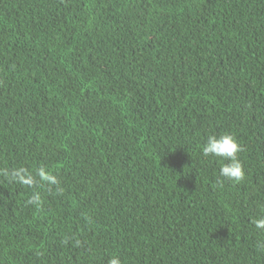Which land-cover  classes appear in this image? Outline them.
<instances>
[{"label": "trees", "instance_id": "trees-1", "mask_svg": "<svg viewBox=\"0 0 264 264\" xmlns=\"http://www.w3.org/2000/svg\"><path fill=\"white\" fill-rule=\"evenodd\" d=\"M261 215L264 0H0V264H264Z\"/></svg>", "mask_w": 264, "mask_h": 264}, {"label": "clouds", "instance_id": "clouds-1", "mask_svg": "<svg viewBox=\"0 0 264 264\" xmlns=\"http://www.w3.org/2000/svg\"><path fill=\"white\" fill-rule=\"evenodd\" d=\"M241 151H243L242 146L232 134L209 136L202 147V153L205 157L214 156L226 161L220 168V176L234 182H239L245 177V169L239 159ZM3 175L10 181L28 187H35L41 183L48 185H58L59 183L57 177L51 174L45 167H40L35 173L23 167L13 168L11 170H4ZM40 199V194L33 192L28 202L38 205ZM253 223L258 230H264V215L256 218ZM109 264H121V260L118 256H113L109 260Z\"/></svg>", "mask_w": 264, "mask_h": 264}]
</instances>
